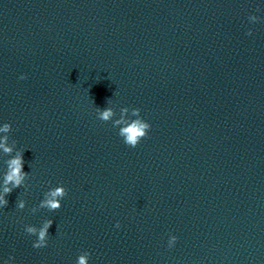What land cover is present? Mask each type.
I'll list each match as a JSON object with an SVG mask.
<instances>
[{
  "label": "clouds",
  "instance_id": "9594fccd",
  "mask_svg": "<svg viewBox=\"0 0 264 264\" xmlns=\"http://www.w3.org/2000/svg\"><path fill=\"white\" fill-rule=\"evenodd\" d=\"M250 19L257 20L256 16H251ZM247 35H252L251 30L247 32ZM20 79H26L25 76H21ZM141 110L139 108H128L123 107L120 109L119 118L114 119L117 113L111 107L106 109H96L97 119L102 122L111 121L113 127H118V135L123 139V142L130 148H135L138 146L140 141L147 137L148 132L151 128L149 122L144 120L140 115ZM134 117V119H133ZM12 131V126L10 123H4L3 127H0V132L8 133ZM8 137H3L0 140V149L6 154H11L13 151L12 147L8 146ZM24 159L23 152H19L16 156L12 157L7 161V170L3 176V188L2 194H0V208H5L8 204L5 197L9 195L14 189L20 188L25 179L29 176L24 170ZM67 195V190L63 185L50 188L44 193V198L40 201L39 207L47 209L49 212H55L59 210L61 205V200ZM17 208L23 210L25 208V201L18 200ZM35 212V208L32 209ZM53 221L51 219L47 220L43 227L37 231L35 227L26 226L25 231L29 235H34L37 239L33 243V247L40 249L44 248L48 244L49 233L48 229L51 227ZM116 227H119L117 223ZM177 237L172 235L168 240V246L172 247L176 241ZM91 253L84 251L82 254L78 255L76 264H89ZM14 257H9L4 264H9V261L13 260Z\"/></svg>",
  "mask_w": 264,
  "mask_h": 264
}]
</instances>
